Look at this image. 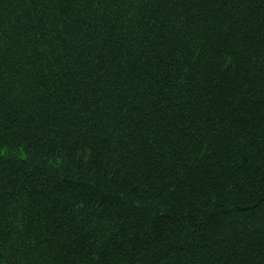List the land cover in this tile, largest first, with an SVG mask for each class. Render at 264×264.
I'll list each match as a JSON object with an SVG mask.
<instances>
[{
    "label": "trees",
    "instance_id": "trees-1",
    "mask_svg": "<svg viewBox=\"0 0 264 264\" xmlns=\"http://www.w3.org/2000/svg\"><path fill=\"white\" fill-rule=\"evenodd\" d=\"M0 264H264V0H0Z\"/></svg>",
    "mask_w": 264,
    "mask_h": 264
}]
</instances>
